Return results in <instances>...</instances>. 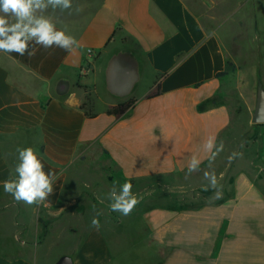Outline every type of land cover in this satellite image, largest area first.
<instances>
[{
  "label": "crops",
  "instance_id": "1",
  "mask_svg": "<svg viewBox=\"0 0 264 264\" xmlns=\"http://www.w3.org/2000/svg\"><path fill=\"white\" fill-rule=\"evenodd\" d=\"M71 13L51 17L78 40L73 51H0V264L62 255L74 264H264V143L260 166L238 150L222 174L231 195L217 201L187 207L148 193L141 199L157 203L122 216L108 199L114 182L187 172L192 156L209 164L204 143L219 144L241 107L253 116L264 72L239 65L185 0H77ZM242 78L253 100L236 92ZM129 102L124 114L110 113ZM29 146L56 174L53 193L31 206L3 190L16 149ZM99 161L112 169L104 189L87 176Z\"/></svg>",
  "mask_w": 264,
  "mask_h": 264
},
{
  "label": "rangeland",
  "instance_id": "2",
  "mask_svg": "<svg viewBox=\"0 0 264 264\" xmlns=\"http://www.w3.org/2000/svg\"><path fill=\"white\" fill-rule=\"evenodd\" d=\"M74 2L77 0H73ZM190 8L200 16L205 27L209 31H216L222 38L228 53L234 54L235 59L244 68H254L260 77L263 75L264 67V0H185ZM46 15L56 17L60 16V11L53 12L48 10ZM2 56V57H1ZM4 53L0 55L1 60L6 58ZM235 88V87H234ZM236 89V88H235ZM236 92L242 96L245 101L247 99L253 100L250 94L247 81L242 78L237 84ZM255 100V99H254ZM219 101L216 99V102ZM208 105H213L209 102ZM232 127L224 132L220 137V142L225 141L224 150L220 153V157L215 159L212 168L208 164L201 167L200 171L193 172L187 175V172H178L167 176H157L142 180H131L132 191L139 199L133 211H138V207L144 203H157L154 199H141L147 196L148 193L154 195L170 194L169 197L173 199L184 200L187 207H197L203 203L217 201L215 198V190L209 189L211 196L204 191L203 178L204 171H215L221 191L224 195H231V188L226 186L222 174L227 171L229 165L228 156L233 151L238 152L240 148L250 154L252 164L260 166L262 160L259 156L262 143H264V124L257 125L252 121V114L247 107H241V115L234 116ZM217 162L225 163L226 169L214 168ZM232 162V161H231ZM99 170H89L88 177L95 179L100 189H104L105 179L111 174L112 169L109 168L107 162H98ZM165 181H168L169 186ZM208 183V182H207ZM103 197V194L100 195ZM166 197V198H169ZM67 245V244H66ZM64 242L54 244L49 252L54 258L60 251L61 246H66Z\"/></svg>",
  "mask_w": 264,
  "mask_h": 264
},
{
  "label": "clouds",
  "instance_id": "3",
  "mask_svg": "<svg viewBox=\"0 0 264 264\" xmlns=\"http://www.w3.org/2000/svg\"><path fill=\"white\" fill-rule=\"evenodd\" d=\"M72 8L73 0H0V51L31 58L36 54V45L45 50L58 47L68 52L80 47L78 40L68 34L66 27L58 28L52 17L45 14L51 9L61 13L68 11L71 15ZM81 10L79 7L75 9L77 13ZM203 148L210 154L208 167L212 168L216 157L224 150V143L221 141L217 144L216 138L212 136L206 140ZM16 151L18 163L14 168L15 176L10 173L9 179L3 181V190L17 203L40 205L53 193L56 174L45 171L44 163L33 147H18ZM240 155L242 153L233 151L227 159L231 162ZM201 163L198 157L192 156L187 175L200 171ZM203 178L208 181L203 190L214 189L215 198H220L222 191L215 171H204ZM132 187L130 182H124L119 188L116 182L113 183L108 193L112 212L122 216H129L133 212L140 201ZM99 215L101 213L91 220V227L97 231L101 228Z\"/></svg>",
  "mask_w": 264,
  "mask_h": 264
},
{
  "label": "water",
  "instance_id": "4",
  "mask_svg": "<svg viewBox=\"0 0 264 264\" xmlns=\"http://www.w3.org/2000/svg\"><path fill=\"white\" fill-rule=\"evenodd\" d=\"M254 124H264V87L261 80L258 81L256 93V107L252 116ZM54 264H74L71 255H62Z\"/></svg>",
  "mask_w": 264,
  "mask_h": 264
},
{
  "label": "trees",
  "instance_id": "5",
  "mask_svg": "<svg viewBox=\"0 0 264 264\" xmlns=\"http://www.w3.org/2000/svg\"><path fill=\"white\" fill-rule=\"evenodd\" d=\"M226 73H220L218 76H223ZM133 105V102L125 103L118 105L117 107L110 110V113L116 114V115H122L124 114L131 106Z\"/></svg>",
  "mask_w": 264,
  "mask_h": 264
}]
</instances>
